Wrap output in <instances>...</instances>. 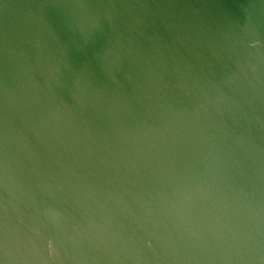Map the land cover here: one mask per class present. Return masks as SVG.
<instances>
[{"label":"water","instance_id":"95a60500","mask_svg":"<svg viewBox=\"0 0 264 264\" xmlns=\"http://www.w3.org/2000/svg\"><path fill=\"white\" fill-rule=\"evenodd\" d=\"M0 264H264V0H0Z\"/></svg>","mask_w":264,"mask_h":264}]
</instances>
